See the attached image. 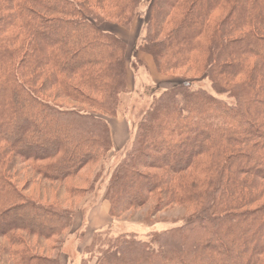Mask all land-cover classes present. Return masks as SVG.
Wrapping results in <instances>:
<instances>
[{
  "label": "trees",
  "instance_id": "1",
  "mask_svg": "<svg viewBox=\"0 0 264 264\" xmlns=\"http://www.w3.org/2000/svg\"><path fill=\"white\" fill-rule=\"evenodd\" d=\"M142 1L0 0V264H61L80 177L114 151L108 122L127 91L125 46L100 25L129 27ZM138 50L181 81L141 116L103 201L111 220L149 204L185 217L104 231L85 254L264 264V0H153Z\"/></svg>",
  "mask_w": 264,
  "mask_h": 264
},
{
  "label": "rangeland",
  "instance_id": "2",
  "mask_svg": "<svg viewBox=\"0 0 264 264\" xmlns=\"http://www.w3.org/2000/svg\"><path fill=\"white\" fill-rule=\"evenodd\" d=\"M153 0H143L136 10L135 18L127 28L113 25L112 23H103L100 29L109 30L110 33L117 37L125 46V64L127 69V91L121 98L120 108L116 117L122 118L128 125L130 141L133 133L141 119V116L149 104L158 97L162 91L170 89L181 81V77L160 75L154 66L152 59L138 50V45L145 34V26L150 13L151 3ZM105 24V25H104ZM106 32V31H105ZM196 87H202L210 91V86L206 81L198 79L195 81ZM130 141L119 151L104 156L98 161L97 166L88 168L80 178H82V187L87 188V192L81 199L76 202L74 210L76 219L70 230L63 236L60 251L64 256L61 260L72 264H91L89 255H86L85 247H88L94 239H98L100 233L109 231V235L114 237L122 233H136L144 236L149 232L161 231L181 224L185 217V211L182 208H174L164 211L156 216H151L150 210L152 204L147 205L144 209L129 212L119 219L108 220L109 226L94 233L91 241L83 247L89 219L93 209H100L105 206L103 201L104 190L110 173L118 165L129 148ZM19 188L25 185V171L21 172ZM28 188L30 184L26 185ZM108 205V204H107ZM69 205L65 206L68 207ZM96 207V208H94ZM97 237V238H96ZM55 256V254H50ZM61 261V263H62ZM93 262V261H92Z\"/></svg>",
  "mask_w": 264,
  "mask_h": 264
},
{
  "label": "crops",
  "instance_id": "3",
  "mask_svg": "<svg viewBox=\"0 0 264 264\" xmlns=\"http://www.w3.org/2000/svg\"><path fill=\"white\" fill-rule=\"evenodd\" d=\"M104 31L109 32V30L106 29H104ZM110 33H114L117 35L116 32L110 31ZM108 123H109L114 151H119L130 141V133L128 131V125L120 117L112 118L111 120H109ZM92 212L93 213L89 219L86 233L83 236L85 240L84 244L86 242V244L83 247L87 246V244H89V242L91 241L90 236L92 237L94 233L109 226L108 220H110V217H109V206L107 205V203L105 204V206H102L98 210L93 209ZM61 255L64 256L63 253H61ZM71 261H73L72 264H76L74 262V259H72ZM61 264H69V263L63 260ZM91 264H93V262H91Z\"/></svg>",
  "mask_w": 264,
  "mask_h": 264
}]
</instances>
